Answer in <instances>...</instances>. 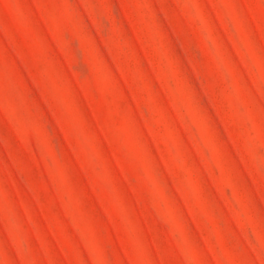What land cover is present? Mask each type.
I'll return each mask as SVG.
<instances>
[{
    "label": "rangeland",
    "instance_id": "rangeland-1",
    "mask_svg": "<svg viewBox=\"0 0 264 264\" xmlns=\"http://www.w3.org/2000/svg\"><path fill=\"white\" fill-rule=\"evenodd\" d=\"M0 264H264V0H0Z\"/></svg>",
    "mask_w": 264,
    "mask_h": 264
}]
</instances>
